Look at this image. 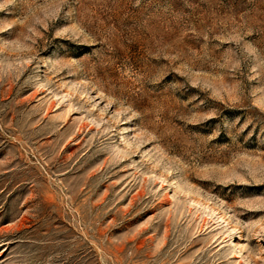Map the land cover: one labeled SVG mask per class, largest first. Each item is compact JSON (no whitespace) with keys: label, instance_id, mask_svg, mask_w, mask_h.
I'll return each mask as SVG.
<instances>
[{"label":"rangeland","instance_id":"rangeland-1","mask_svg":"<svg viewBox=\"0 0 264 264\" xmlns=\"http://www.w3.org/2000/svg\"><path fill=\"white\" fill-rule=\"evenodd\" d=\"M0 264H264V0H0Z\"/></svg>","mask_w":264,"mask_h":264}]
</instances>
